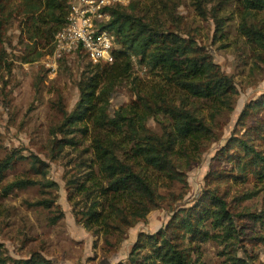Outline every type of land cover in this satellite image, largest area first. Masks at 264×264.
Here are the masks:
<instances>
[{"label":"rangeland","instance_id":"rangeland-1","mask_svg":"<svg viewBox=\"0 0 264 264\" xmlns=\"http://www.w3.org/2000/svg\"><path fill=\"white\" fill-rule=\"evenodd\" d=\"M23 2L8 0V7L2 12L7 21L0 44L4 50L0 70V159L18 152L14 164L0 179V243L8 255L22 259L39 251L58 264H134L129 257L140 233L154 234L166 229L183 207L198 204L209 193L223 196L238 212L262 213L255 233L264 236V182L224 151L233 135L244 132L239 119L247 105L264 94V46L241 30L247 20L264 31V9L248 10L243 0H130L131 13L156 20L166 28L173 27L208 50L214 62L232 77L237 94L233 107L217 110L208 100L187 98L189 106L214 128V134L200 148L199 161L190 167L187 182H169L153 172L164 196L161 207L125 234H106L97 225L86 227L83 217L92 205L96 208L100 203L99 211L106 207L101 191L91 183L94 177L100 179L92 161L94 126L85 122L80 126L87 132L73 129L59 133V139L67 137L75 144L62 142L57 149L52 146L53 129L63 123L64 111L69 113L76 108L80 83L99 62L85 55H72L59 60L52 72L47 67L51 54L48 48L38 60L26 62L23 56L29 41L22 28L25 16L18 8ZM158 90L177 104L184 96L133 56L132 72L112 93L108 113L111 117L121 109L133 113L130 105L139 107V95H154ZM247 118V125L263 127L257 146L264 152V108L255 109ZM144 121L162 134L169 119L164 114L154 117L145 113ZM21 179L32 184L6 190L8 184ZM203 228L208 237L189 244L191 264H233L223 230L214 227L212 218L204 222ZM218 233L222 236H215ZM143 242L138 255H146L153 248L150 240L144 238ZM245 246L247 252L241 250L239 255L247 253L246 258L253 264H264V242L249 241Z\"/></svg>","mask_w":264,"mask_h":264},{"label":"trees","instance_id":"trees-1","mask_svg":"<svg viewBox=\"0 0 264 264\" xmlns=\"http://www.w3.org/2000/svg\"><path fill=\"white\" fill-rule=\"evenodd\" d=\"M246 9H264V0H243ZM8 0H0V44H3L2 28L7 16H2ZM73 0H24L18 5L24 13L22 28L28 36V45L23 59L26 62L38 60L48 48L52 51L57 33L66 26ZM133 4H116L108 8L110 20L104 22L114 37L112 63H97L91 73L80 83V100L72 112L64 111L63 123L53 129L52 146L57 149L62 142L75 144L73 139L58 138L59 133L73 129L87 132L82 123L94 126L92 161L98 168L100 179L92 178V185L101 191L105 211L90 206L84 213L86 227L99 226L106 234H125L130 228L143 221L154 209L161 207L163 195L156 172L169 182H187L190 167L199 161L201 147L206 138L214 134L213 125L189 106L187 98L193 97L212 102V108L233 107L237 94L231 76L225 74L214 62L211 53L192 37H185L176 29L166 28L156 20L131 13ZM17 8V9H18ZM175 17V14H173ZM245 35L264 46V31L245 20L241 24ZM4 50L0 49V70ZM72 55H85L79 48ZM133 56L140 59L149 69L181 92V103L170 99L161 90L154 95H139L138 108L121 109L114 117L108 113L110 97L118 84L133 69ZM90 60V58L88 57ZM264 108V94L247 105L240 116L245 130L239 136L233 135L227 141L224 151L229 158L238 159L240 165L249 169L259 181L264 182V152L257 141L262 136V126L247 125L255 109ZM140 115V113H142ZM157 117L164 114L169 122L162 134L150 129L144 115ZM86 124V123H85ZM17 150L0 159V179L11 167ZM40 165L45 163L37 160ZM90 180V179H89ZM32 184L27 179L11 182L7 191L21 189ZM88 191V188L85 189ZM198 204L183 207L176 213L166 229L154 234L140 233L138 242L129 259L134 264H191L192 252L189 244L205 239L208 232L204 222L212 218L215 228L223 230V239L228 241L233 264H253L246 254L249 241L264 242V236L255 233L256 222L262 220V213L238 212L231 202L221 195L209 193ZM212 206V207H211ZM185 235L184 237L182 235ZM215 236H222L218 233ZM150 240L153 248L146 255H138L137 249ZM188 240V245L186 244ZM250 259L249 254L247 255ZM0 264H58L39 251H33L28 258L15 259L8 255L0 243ZM124 264V263H120Z\"/></svg>","mask_w":264,"mask_h":264},{"label":"built area","instance_id":"built-area-1","mask_svg":"<svg viewBox=\"0 0 264 264\" xmlns=\"http://www.w3.org/2000/svg\"><path fill=\"white\" fill-rule=\"evenodd\" d=\"M130 0H73L68 22L56 35L47 67L53 72L58 61L84 49L94 62L112 63L114 60V37L103 28L110 20L108 8L120 4L127 5Z\"/></svg>","mask_w":264,"mask_h":264}]
</instances>
